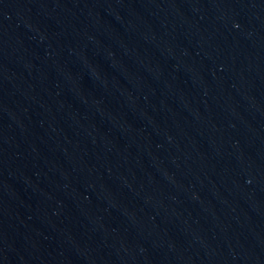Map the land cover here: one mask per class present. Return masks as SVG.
<instances>
[{
  "label": "water",
  "instance_id": "obj_1",
  "mask_svg": "<svg viewBox=\"0 0 264 264\" xmlns=\"http://www.w3.org/2000/svg\"><path fill=\"white\" fill-rule=\"evenodd\" d=\"M0 264H264V0H0Z\"/></svg>",
  "mask_w": 264,
  "mask_h": 264
}]
</instances>
